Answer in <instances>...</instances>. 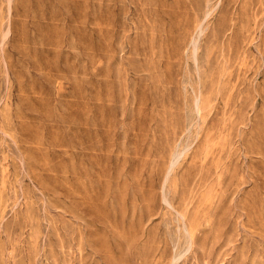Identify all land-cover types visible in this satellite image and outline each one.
<instances>
[{"label": "rangeland", "instance_id": "rangeland-1", "mask_svg": "<svg viewBox=\"0 0 264 264\" xmlns=\"http://www.w3.org/2000/svg\"><path fill=\"white\" fill-rule=\"evenodd\" d=\"M0 264H264V0H0Z\"/></svg>", "mask_w": 264, "mask_h": 264}]
</instances>
